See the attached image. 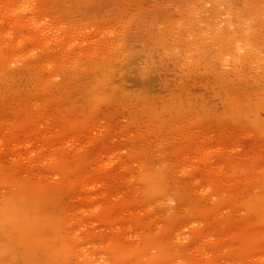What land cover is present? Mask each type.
Masks as SVG:
<instances>
[{"label": "rangeland", "instance_id": "1", "mask_svg": "<svg viewBox=\"0 0 264 264\" xmlns=\"http://www.w3.org/2000/svg\"><path fill=\"white\" fill-rule=\"evenodd\" d=\"M40 1L0 52V264H264V0Z\"/></svg>", "mask_w": 264, "mask_h": 264}, {"label": "bare ground", "instance_id": "2", "mask_svg": "<svg viewBox=\"0 0 264 264\" xmlns=\"http://www.w3.org/2000/svg\"><path fill=\"white\" fill-rule=\"evenodd\" d=\"M33 2H34V0H32ZM31 0H0V25H1V22H2V20L4 19V21L5 22H7V23H3V24H7V28H6V30L4 31V33H3V31H2V33H3V35H0V52L4 49L3 47L4 46H7V43H4V44H6V45H4L3 46V44H2V42L4 41L3 39H5V40H7L9 43H10V45H9V47H5L6 49L8 48V53H7V51H5L6 53L3 55L4 56V58H2V60L4 59L5 60V56H7L8 54V56H13V58L14 57H16V55H18L19 53L17 52V51H19V49H20V51H21V48L20 47H22L23 45H25V44H23V42H27V40L25 41V38H22V39H24V41L22 40V39H20V37H24V36H21L20 35V32H22V30L24 29H27L26 27L24 28V26H30V27H33V28H39V27H41V26H44L48 21H49V19L47 20V21H45V20H43V22L41 23V21H40V19H39V21H40V23L39 22H37V19L38 18H40V16L38 17V18H36L37 16H36V14L38 15V14H40L41 16H42V14L44 13V9L43 10H38L37 8H35L34 6L36 5V1L33 3ZM40 1V0H39ZM42 1H44V0H41L40 2L41 3H39L40 4V6H42L43 4V2ZM223 1V0H222ZM45 2V1H44ZM47 2H48V0H47ZM38 3V2H37ZM220 3H221V1H220ZM34 4V5H33ZM39 4H38V6H39ZM46 4V3H45ZM225 5V4H224ZM39 6V7H40ZM44 6V5H43ZM219 7V6H218ZM43 7H41V9H42ZM48 8V7H47ZM35 9H37V10H35ZM40 9V8H39ZM33 11V13H34V10H35V13L33 14V15H35V16H33V17H31V18H29V17H27V18H29L28 19V21H31V23L30 22H28V23H30V25H26V21H24V18L22 19V14H23V16L25 15L24 13H28V12H30V11ZM48 11V10H47ZM200 11V10H199ZM43 12V13H42ZM197 12V11H196ZM215 12V11H214ZM201 12H199V14H200ZM201 15V14H200ZM199 16V15H198ZM35 17V18H34ZM47 17V16H46ZM26 19V18H25ZM47 19V18H46ZM52 19V18H51ZM199 20V19H198ZM46 22V23H45ZM47 25V24H46ZM3 27L5 26V25H2ZM1 26V27H2ZM52 27V26H51ZM5 28V27H4ZM18 28H22L20 31H18L17 29ZM46 28V27H45ZM44 28V29H45ZM48 28V27H47ZM46 28V29H47ZM201 28V27H200ZM221 28V27H220ZM1 29V28H0ZM106 29V28H105ZM15 30H17V31H15ZM51 30V29H50ZM53 30V29H52ZM55 30V29H54ZM104 30V29H103ZM113 30V29H112ZM197 30V29H196ZM15 31V32H14ZM28 31H30V30H28ZM39 31V30H38ZM43 31V30H42ZM101 31V30H100ZM16 32H19V34H17ZM32 32V31H31ZM217 32H218V30H217ZM233 32V31H232ZM1 33V32H0ZM34 33V32H33ZM36 33V32H35ZM50 33V32H49ZM207 33V32H206ZM214 33V32H213ZM235 33V32H234ZM14 34H17L18 36L20 35V37H18L19 39L17 40V42L16 43H13V41L15 42L16 41V39L17 38H15V37H17V36H15ZM41 34V33H40ZM44 34V33H43ZM208 34V33H207ZM233 34V33H232ZM239 34V33H238ZM27 35H28V33H27ZM44 35H46V34H44ZM55 35V34H54ZM198 35V34H197ZM227 35V34H226ZM15 36V37H14ZM28 36H30V35H28ZM33 36H34V34H33ZM40 36V35H39ZM57 36V35H56ZM210 36V35H209ZM37 37V36H36ZM52 37V36H51ZM203 37V36H202ZM223 37V36H222ZM257 37V36H256ZM261 37V36H260ZM45 38V37H44ZM228 38V37H227ZM231 38V37H230ZM13 39H15V40H13ZM27 39H29L30 40V43L32 42L31 40H33V38L31 39L30 37L29 38H27ZM49 39V38H48ZM47 38H46V40H48ZM54 39V38H53ZM59 39V38H58ZM58 39H56V40H58ZM229 39V38H228ZM37 40V39H36ZM41 40V39H40ZM42 40H43V38H42ZM50 40V39H49ZM262 40V39H261ZM264 40V39H263ZM59 41H60V39H59ZM34 42V41H33ZM48 42V41H47ZM46 42V43H47ZM223 42V41H222ZM45 43V42H44ZM26 46V45H25ZM243 47V46H242ZM241 47V48H242ZM238 48V47H237ZM28 49V48H27ZM33 49V48H32ZM5 50V49H4ZM3 50V51H4ZM29 50V49H28ZM35 50V49H34ZM34 50L32 51V53L34 54ZM243 50V49H242ZM19 51V52H20ZM4 52H2L1 54H3ZM14 53L16 54L15 56H14ZM18 53V54H17ZM21 53V52H20ZM32 53H30L31 54V56H33L32 55ZM38 53V52H37ZM222 53V52H221ZM7 54V55H6ZM252 54V53H251ZM21 55V54H20ZM35 55V54H34ZM3 56H0V57H3ZM7 56V57H8ZM226 56V55H225ZM27 57V56H26ZM10 58V57H9ZM17 58V57H16ZM230 58V57H229ZM7 59V58H6ZM12 59V58H11ZM244 59V58H243ZM249 59V58H248ZM3 60V61H4ZM10 60V59H9ZM20 60V59H19ZM7 61V60H6ZM5 61V62H6ZM237 61V60H236ZM235 61V62H236ZM250 62V61H249ZM252 63V62H251ZM256 63V62H255ZM261 63V62H260ZM253 64V63H252ZM227 65V64H226ZM235 66V65H234ZM207 67V66H206ZM197 68V67H196ZM231 68V67H230ZM256 69V68H255ZM236 70V69H235ZM238 73V72H237ZM262 73H263V70H262ZM124 77V76H123ZM236 77V76H235ZM107 77H105L104 79L105 80H107L106 79ZM110 81V80H109ZM52 82V81H51ZM51 82H49V83H51ZM104 84V83H103ZM106 84V83H105ZM50 85V84H49ZM52 85V84H51ZM109 84L107 83L106 85H104V86H108ZM104 86H103V88H104ZM51 88V87H50ZM49 88V89H50ZM101 88V87H100ZM105 89V88H104ZM101 90V89H100ZM110 90H111V88H110ZM102 91V90H101ZM96 93V92H95ZM112 93H114V92H112ZM98 94V93H97ZM115 94V93H114ZM172 94V93H171ZM168 95V94H167ZM181 95V94H180ZM112 96V95H111ZM167 97V96H166ZM174 97V96H173ZM178 97V96H177ZM171 98H172V96H171ZM126 99V98H125ZM124 99V100H125ZM173 99H175V98H173ZM179 99V98H178ZM117 100V99H116ZM158 100V99H157ZM167 100V99H166ZM171 100V99H170ZM174 101H176V100H174ZM167 102V101H166ZM173 102V101H172ZM171 105H173V104H171ZM168 106V105H167ZM172 107V106H171ZM48 110V109H47ZM202 115V114H201ZM186 118H187V116H185ZM192 120V119H191ZM190 120V121H191ZM192 122V121H191ZM195 122V121H194ZM191 124V123H190ZM187 125H189V124H187ZM206 125V124H205ZM186 126V125H185ZM188 127V126H187ZM197 126H196V124H195V128H196ZM227 127V126H226ZM198 128V127H197ZM200 128V127H199ZM227 129V128H226ZM186 130V129H185ZM111 131V130H110ZM186 132V131H185ZM189 132V131H188ZM106 133V132H105ZM228 134V133H227ZM186 135V134H185ZM184 135V136H185ZM228 136H229V134H228ZM189 138H190V135H189ZM224 138V137H223ZM194 140V139H193ZM198 140H200L199 138H198ZM205 140V139H204ZM203 140V141H204ZM206 141H208V140H206ZM187 142V141H186ZM197 143V142H196ZM210 144V143H209ZM208 144V145H209ZM233 144H235V143H233ZM192 145V144H191ZM195 145V144H194ZM200 146H201V144H199ZM212 145V144H211ZM238 145V144H237ZM199 146V147H200ZM240 146V145H239ZM209 147V146H208ZM204 148V147H203ZM198 149V148H197ZM206 149V148H205ZM209 149V148H208ZM221 149V148H220ZM198 150H200V148L198 149ZM207 150V149H206ZM192 151V150H191ZM195 151V150H194ZM212 151V150H211ZM221 151H223V150H221ZM190 152V151H189ZM202 152H203V150H202ZM195 153V152H194ZM197 153V152H196ZM204 153H206V152H203V154L202 155H204ZM208 153V152H207ZM206 153V154H207ZM212 153V152H211ZM210 153V154H211ZM217 153V152H216ZM10 154V153H9ZM21 154V153H20ZM200 155V154H199ZM201 155V156H202ZM218 155V154H217ZM230 155H232V154H230ZM208 159V158H207ZM199 160V159H198ZM202 160V159H201ZM204 160V159H203ZM232 160V159H231ZM21 161V160H20ZM7 164V163H6ZM5 164V165H6ZM110 166V165H109ZM107 168V167H106ZM189 168V167H188ZM13 169V168H12ZM16 169V168H15ZM185 171V170H184ZM26 199V198H25ZM173 200V199H172ZM69 233V232H68ZM70 234V233H69ZM147 234V233H146ZM74 238V237H73ZM77 251V250H76ZM152 253V252H151ZM160 254V253H159ZM117 255V254H116ZM145 257V256H144ZM79 258V257H78ZM77 258V259H78ZM154 258V257H153ZM161 262V261H160ZM130 263H131V261H130Z\"/></svg>", "mask_w": 264, "mask_h": 264}]
</instances>
